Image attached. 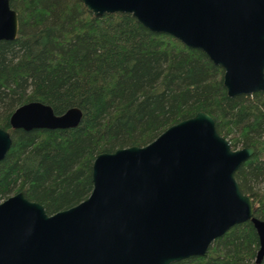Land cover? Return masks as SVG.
Here are the masks:
<instances>
[{
  "label": "water",
  "instance_id": "water-1",
  "mask_svg": "<svg viewBox=\"0 0 264 264\" xmlns=\"http://www.w3.org/2000/svg\"><path fill=\"white\" fill-rule=\"evenodd\" d=\"M94 17L130 14L154 33L201 50L222 69L229 97L264 92V0H79ZM17 33V16L0 0V40ZM77 107L54 114L39 101L18 105L12 129H63ZM11 143L0 128V160ZM251 147L231 149L203 111L161 131L143 146L100 152L91 190L47 214L21 192L0 201V264H169L203 255L234 224L249 221L264 257V220L233 177Z\"/></svg>",
  "mask_w": 264,
  "mask_h": 264
},
{
  "label": "trees",
  "instance_id": "trees-1",
  "mask_svg": "<svg viewBox=\"0 0 264 264\" xmlns=\"http://www.w3.org/2000/svg\"><path fill=\"white\" fill-rule=\"evenodd\" d=\"M17 33L0 40V128L11 143L0 160V201L21 192L47 214L83 200L100 152L143 146L168 126L203 111L231 149L253 153L233 177L264 220V92L229 97L222 69L199 49L149 31L130 14L94 17L79 0H8ZM39 101L81 118L63 129H12L11 112ZM247 220L215 238L203 255L169 264L255 263Z\"/></svg>",
  "mask_w": 264,
  "mask_h": 264
},
{
  "label": "rangeland",
  "instance_id": "rangeland-1",
  "mask_svg": "<svg viewBox=\"0 0 264 264\" xmlns=\"http://www.w3.org/2000/svg\"><path fill=\"white\" fill-rule=\"evenodd\" d=\"M261 183L264 184V181H262Z\"/></svg>",
  "mask_w": 264,
  "mask_h": 264
}]
</instances>
